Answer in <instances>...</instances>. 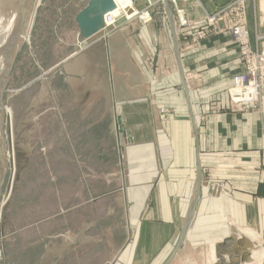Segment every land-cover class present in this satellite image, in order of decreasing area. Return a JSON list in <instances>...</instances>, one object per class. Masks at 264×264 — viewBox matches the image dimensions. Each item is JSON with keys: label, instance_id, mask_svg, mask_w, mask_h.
<instances>
[{"label": "crops", "instance_id": "1", "mask_svg": "<svg viewBox=\"0 0 264 264\" xmlns=\"http://www.w3.org/2000/svg\"><path fill=\"white\" fill-rule=\"evenodd\" d=\"M194 1L184 4L194 19L203 17L201 6L210 12L230 2ZM161 4L170 47L165 37V47L151 53L146 35L154 24L134 20L89 37L86 49H74L39 80L60 158H87L77 167L89 174L71 182L60 247L35 253L30 264H217L215 246L232 237L231 252L218 251L228 263L230 254L239 259L232 250H246L244 230L264 241V114L226 104L231 78L243 69L237 47L226 33L187 49L176 30L179 62ZM152 55L160 68L149 63ZM96 186L103 194L96 196ZM115 202L122 214L111 210Z\"/></svg>", "mask_w": 264, "mask_h": 264}, {"label": "rangeland", "instance_id": "2", "mask_svg": "<svg viewBox=\"0 0 264 264\" xmlns=\"http://www.w3.org/2000/svg\"><path fill=\"white\" fill-rule=\"evenodd\" d=\"M163 1L136 0L135 4L137 10L142 12L147 10L150 20L146 22L139 17L134 20L141 24H150V22L154 24L153 29H150L151 34L146 35L151 45V53L160 46L170 47L171 39L166 26V14L161 4ZM193 1L176 0L177 6L184 9L188 21V26L185 28L188 31L183 32L187 36L183 38L176 22L177 14L174 6L168 0L171 14L175 19V29L179 38L183 39L181 43L185 44L187 49L195 47L198 42L211 36L228 33L225 27L231 22V14L236 11L244 17L249 40L252 37L251 40L254 42L253 46L256 35L264 36V0H230L226 4L216 5V8L210 9L211 11L207 9L210 12H204L202 10L204 7L198 1L201 7L196 10L203 13L200 19L192 18L186 12L184 4ZM11 3L15 5L16 0H12ZM22 3L25 5L23 8L25 13L21 34L10 58L11 67L2 90L4 155L8 160L3 176L0 174V206L2 205L0 264H30V259L31 257L33 259L35 253L38 254L50 246L60 247L57 236L64 227L63 215L72 213L71 182L76 183L78 179L85 180L86 175L89 174L80 171L77 167L85 164L87 158L80 156L60 158L59 143L54 142L53 139L55 136L53 131L56 128L52 124L51 112L48 110L42 113L38 94L39 80L47 78V73L53 69L54 64L79 49L76 38L80 34L74 16L84 8L86 2L84 0H24ZM210 17H214L211 26L208 25ZM127 22L125 18L120 20L115 31ZM197 31H203L205 35L198 36L194 41ZM165 37L166 44L163 45ZM227 42L232 43L230 35ZM234 45L237 47L236 44ZM170 54L169 52L168 60L173 62ZM153 60L152 55L149 63L152 61L153 68H160L158 63L155 64V61L153 63ZM35 92L38 94L36 107H34ZM46 103L48 102L42 103L41 108ZM7 109L12 112L10 124ZM161 112L166 110L161 109ZM10 128L11 137H9ZM72 146L76 148L77 145L73 142ZM94 164L96 165V161ZM94 172V175L102 174ZM103 191V187L99 189L96 186V196L103 194ZM105 204L98 200L96 210H103ZM111 210L116 214H122L119 202H115ZM88 211L87 207L81 209L82 214ZM260 244L264 245V241H260ZM259 247L256 245L251 249ZM213 254L214 252L211 251L210 262H213Z\"/></svg>", "mask_w": 264, "mask_h": 264}, {"label": "built area", "instance_id": "3", "mask_svg": "<svg viewBox=\"0 0 264 264\" xmlns=\"http://www.w3.org/2000/svg\"><path fill=\"white\" fill-rule=\"evenodd\" d=\"M149 1V0H148ZM177 14V25L180 28V35L187 36L183 32H187L185 28L188 21L183 8L177 6L176 0H170ZM129 4L125 7H118L113 11L104 14V27L100 30L102 36L107 37L112 34L119 21L125 18L128 22L134 21L139 17L143 21H149L150 15L145 11L136 9V0H128ZM214 17L208 18V25L211 26ZM230 35V42L238 47V54L242 64V72L235 74L231 80V84L227 87L226 104L227 108L232 110L243 111L250 107L261 114H264V36L256 35L255 46L250 43L249 32L244 23V17L237 11L231 14V22L225 27ZM203 31H197V37L204 36ZM184 38V37H183ZM79 50L86 49L85 39L77 40Z\"/></svg>", "mask_w": 264, "mask_h": 264}, {"label": "water", "instance_id": "4", "mask_svg": "<svg viewBox=\"0 0 264 264\" xmlns=\"http://www.w3.org/2000/svg\"><path fill=\"white\" fill-rule=\"evenodd\" d=\"M20 1V0H17ZM86 2V5L84 6V8H82L74 17H75V22L77 24V28H78V32L81 35V37L83 39H89V37L97 34L98 32H100V30L104 27V14L108 11H112L115 7H116V3L114 0H84ZM165 4H166V9H167V14L169 16V22H170V29H172V34H173V39H174V50H175V54L177 56V60L180 62L179 60V52H178V46L176 44V29H175V24H174V18H173V14H171L170 11V7L168 4V1L165 0ZM17 43V42H16ZM15 43V45H16ZM14 45V47H15ZM13 47V49H14ZM14 52V50H13ZM13 54V53H11ZM12 56V55H11ZM10 56V58H11ZM10 58H6V68L3 71V74L1 75L0 79H1V88H0V109L2 110V98H3V94H2V90H3V86L6 82V78L7 75L10 71ZM194 202L192 203V207H191V213L189 214L187 221L185 223V229L183 230L180 239L183 237L185 230H186V225L189 223L192 213H193V205L195 204L196 201V197L193 200ZM2 205L0 206L1 209ZM239 244L245 245L246 250H243L241 252V254L239 255V250L237 248H235V250H232V252H234L235 256L238 255L239 259L237 260H233L232 259V255L230 254L229 257V262L226 263V261L223 260V258L220 256L219 252H223L226 254H229V252H231L229 250V245L232 242V237H227L223 240V243L220 246H215L214 252H215V256L218 259V263L217 264H247L251 261L252 255L250 250L252 247H254V245L252 244V241H250L248 238L246 239L244 236H240L239 237ZM180 241L178 246L180 245ZM241 245V246H243ZM222 247V248H221ZM244 247V246H243ZM219 251V252H218Z\"/></svg>", "mask_w": 264, "mask_h": 264}, {"label": "bare ground", "instance_id": "5", "mask_svg": "<svg viewBox=\"0 0 264 264\" xmlns=\"http://www.w3.org/2000/svg\"><path fill=\"white\" fill-rule=\"evenodd\" d=\"M23 1L24 0H20V1L16 0V4L12 5L11 3L12 0L10 1L0 0V77L3 74V71L5 70L7 66L6 58L7 57L10 58V56L12 55L11 53H13V50H14L13 47L21 34L20 31L22 28V24L24 20L23 16L25 13V11L23 10L25 6L22 3ZM114 1L116 3V6L118 7H125L129 4L128 0H114ZM10 4L12 5V7ZM0 88H1V79H0ZM6 112L8 114L9 124H10V118H11L12 112L11 110H8V109ZM2 121H3V110L0 109V172H1L0 174L1 175L5 171L4 169L6 166V162L8 160V158L4 155L5 139H4V133H3L4 125H2L3 124ZM9 137H11V128L9 130ZM237 233H238V230H237ZM242 233L246 237H248V239L254 242H258L260 246V247L258 246L259 247L258 249H253L252 251H250L251 252L250 255H252V258H251V261L247 264H262V262L264 261V245L260 244V241L257 239L256 235L253 232L249 230H246V231L244 230ZM212 260L213 262L215 261L214 254L212 255Z\"/></svg>", "mask_w": 264, "mask_h": 264}]
</instances>
